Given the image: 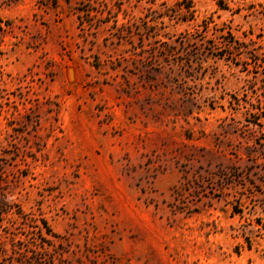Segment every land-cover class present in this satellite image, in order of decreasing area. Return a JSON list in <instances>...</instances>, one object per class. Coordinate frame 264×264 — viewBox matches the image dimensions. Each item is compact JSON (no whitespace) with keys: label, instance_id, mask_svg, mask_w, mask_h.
Returning a JSON list of instances; mask_svg holds the SVG:
<instances>
[{"label":"rangeland","instance_id":"1","mask_svg":"<svg viewBox=\"0 0 264 264\" xmlns=\"http://www.w3.org/2000/svg\"><path fill=\"white\" fill-rule=\"evenodd\" d=\"M182 2L0 0V264H264V0Z\"/></svg>","mask_w":264,"mask_h":264},{"label":"trees","instance_id":"2","mask_svg":"<svg viewBox=\"0 0 264 264\" xmlns=\"http://www.w3.org/2000/svg\"><path fill=\"white\" fill-rule=\"evenodd\" d=\"M193 2H192V0H184V2H182V3H180V10H181V13L183 14L182 16H184V18H185V20H188V19H186V15L187 14H192L193 13V10H192V8H193ZM125 28L126 29H132V25H125ZM0 206H1V204H0Z\"/></svg>","mask_w":264,"mask_h":264}]
</instances>
